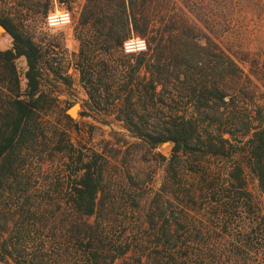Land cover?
<instances>
[{
  "label": "trees",
  "instance_id": "1",
  "mask_svg": "<svg viewBox=\"0 0 264 264\" xmlns=\"http://www.w3.org/2000/svg\"><path fill=\"white\" fill-rule=\"evenodd\" d=\"M202 1L86 0L72 55L86 106L105 107L134 138L114 176L107 157L77 151L60 126L47 134L39 120L46 109L44 52L13 18L0 16L11 39L0 51V94L11 93L0 101V236L8 234L1 261L46 264L28 250L46 254L31 239L52 221L61 228L59 244L73 242L74 252L62 254H81L84 264H264V212H254L244 175L246 167L264 194V109L246 88L255 74H244L216 40V0ZM132 37L145 39L147 50L125 54ZM244 97L251 112L239 105ZM165 142L172 144L167 157L155 152ZM47 143L49 156L69 161L62 202L51 195L54 186L64 187L58 178L45 180L42 194L30 191L29 160L40 159ZM150 164L163 166L164 180L148 201ZM219 166H226L223 178L215 174ZM5 209L15 212L7 216Z\"/></svg>",
  "mask_w": 264,
  "mask_h": 264
},
{
  "label": "rangeland",
  "instance_id": "2",
  "mask_svg": "<svg viewBox=\"0 0 264 264\" xmlns=\"http://www.w3.org/2000/svg\"><path fill=\"white\" fill-rule=\"evenodd\" d=\"M217 6L213 8L210 14L217 13L220 21L216 24L219 38L217 41L220 45L231 50L235 61L243 70L244 74L249 72L255 74L252 77L255 84H246V88L253 97L254 106L264 109V0H216ZM86 0H0V16L11 17L20 25L25 32L33 36L35 41L41 46L44 57L40 63V90L46 95L45 113L41 115L40 122L44 128H47V134L57 126L66 132L67 139L83 154L98 152L109 160L108 174L114 176L119 175L120 161L122 152H124L127 144L134 142V138L123 127L122 123L115 120L113 116L106 115V108L99 107L97 111L89 110L86 106L87 96L79 80V73L74 67L73 53H77L79 42L76 39V30L81 12L85 6ZM207 0H203V6ZM213 3V2H211ZM178 7V6H177ZM67 9L72 14L71 23L60 29L50 30L45 26V18L47 14L54 10ZM47 10V13L45 11ZM173 11V10H172ZM194 14V13H193ZM192 17V15H190ZM225 20H223L224 18ZM219 20V19H218ZM11 47V39L7 34L0 35V51L7 50ZM48 52V54H47ZM56 59L57 65L60 67L58 75H55L50 67L49 62ZM16 68L19 77L21 91L25 88V61L19 59L16 61ZM70 81L67 86L64 81ZM6 93V94H5ZM0 94V101L11 93L5 91ZM74 105H79L74 107ZM240 106H245L248 110H252L251 100L244 97L240 99ZM75 110V119L68 115V111ZM70 110V111H71ZM69 111V113H70ZM87 112L88 116L82 114ZM253 115V113H251ZM73 115V116H75ZM67 116V117H65ZM46 153L41 158L34 157L30 159L27 167V175L31 176L30 191L34 195L42 194L45 180L53 182L58 178L60 185L53 187L52 197L64 201L65 186L67 182L69 162L64 155H48L51 152V145L47 143ZM172 145L158 150L164 156H169ZM245 161V159H242ZM152 164V163H151ZM150 164V165H151ZM122 165V164H121ZM226 167V166H225ZM225 167L215 169V174H220L223 178ZM116 169V170H115ZM144 195L146 200L156 193L164 180L163 166L151 165L146 170ZM247 191L251 194L252 207L254 212H264V194L261 193L256 178L248 168L244 169ZM196 177H189L191 181ZM53 186V185H52ZM59 192L58 195L56 193ZM140 192V191H139ZM126 204V203H124ZM64 207V203L61 204ZM4 209L0 205V209ZM6 210V209H5ZM10 212L3 213L9 216ZM128 220L133 222L135 216L128 215ZM54 222H48L45 231H41L43 224L39 226V232L32 236L35 246L41 247L46 254H41L35 247L29 248V252H34L38 256H42L46 260V264H84L81 254H62L63 250L69 248L70 252H74L72 243H65L64 246L59 244L61 238V228L59 225L54 226ZM9 226H13V223ZM14 234V233H13ZM6 233L0 236L1 242L7 238ZM39 253V254H37ZM68 258L67 263L64 258ZM121 259L116 260L113 264H120ZM0 264H14L12 261L8 263L0 260Z\"/></svg>",
  "mask_w": 264,
  "mask_h": 264
},
{
  "label": "built area",
  "instance_id": "3",
  "mask_svg": "<svg viewBox=\"0 0 264 264\" xmlns=\"http://www.w3.org/2000/svg\"><path fill=\"white\" fill-rule=\"evenodd\" d=\"M72 20V14L67 9H60V10H54L47 14L45 18V26L50 29H60L68 26L71 23ZM140 41H143L146 45V48L144 50L138 49V43ZM147 50V43L146 40L139 37H132L124 42L122 46V51L125 54H138L141 52H145Z\"/></svg>",
  "mask_w": 264,
  "mask_h": 264
},
{
  "label": "water",
  "instance_id": "4",
  "mask_svg": "<svg viewBox=\"0 0 264 264\" xmlns=\"http://www.w3.org/2000/svg\"><path fill=\"white\" fill-rule=\"evenodd\" d=\"M2 34H7V31L6 29L0 24V35ZM74 107H78L79 108V105H74ZM71 110V109H70ZM69 110V111H70ZM68 111V115L72 118V119H75V117L77 116V114L75 116H73L71 113H69ZM169 145H172L170 142H165L161 145L162 148L166 147V146H169Z\"/></svg>",
  "mask_w": 264,
  "mask_h": 264
},
{
  "label": "clouds",
  "instance_id": "5",
  "mask_svg": "<svg viewBox=\"0 0 264 264\" xmlns=\"http://www.w3.org/2000/svg\"><path fill=\"white\" fill-rule=\"evenodd\" d=\"M137 47L139 50H144L146 48V45L143 41H140Z\"/></svg>",
  "mask_w": 264,
  "mask_h": 264
},
{
  "label": "bare ground",
  "instance_id": "6",
  "mask_svg": "<svg viewBox=\"0 0 264 264\" xmlns=\"http://www.w3.org/2000/svg\"><path fill=\"white\" fill-rule=\"evenodd\" d=\"M75 108L74 109H72L71 111H70V113L72 114V115H75Z\"/></svg>",
  "mask_w": 264,
  "mask_h": 264
}]
</instances>
